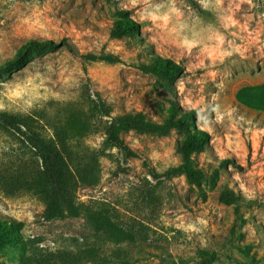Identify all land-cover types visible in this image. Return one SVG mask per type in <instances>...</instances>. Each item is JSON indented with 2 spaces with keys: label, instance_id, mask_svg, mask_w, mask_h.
I'll list each match as a JSON object with an SVG mask.
<instances>
[{
  "label": "rangeland",
  "instance_id": "obj_1",
  "mask_svg": "<svg viewBox=\"0 0 264 264\" xmlns=\"http://www.w3.org/2000/svg\"><path fill=\"white\" fill-rule=\"evenodd\" d=\"M116 9L141 24L139 41L110 38ZM30 39L61 47L0 76V113L33 118L47 136L56 125L83 122L86 129L68 139L83 214L47 222L41 198L0 186V217L24 222L30 247L0 246V264H53L60 253L83 255L82 264H264V113L253 107L264 105V86L252 87L264 83V0H0V63ZM89 54L121 62H89ZM150 56L185 66L175 95L136 68ZM95 93L114 117L143 112L161 121L171 100L197 109V127L212 138L195 157L202 183L151 177L181 164L184 137L175 131L125 133L136 158L107 147L109 119L87 114ZM33 153L18 133L0 128V176L17 166L26 178ZM227 189L245 197L239 215L220 201ZM94 216L131 239L111 240L92 226Z\"/></svg>",
  "mask_w": 264,
  "mask_h": 264
},
{
  "label": "trees",
  "instance_id": "obj_2",
  "mask_svg": "<svg viewBox=\"0 0 264 264\" xmlns=\"http://www.w3.org/2000/svg\"><path fill=\"white\" fill-rule=\"evenodd\" d=\"M141 24L131 18L130 11L116 9L113 19L110 38L130 39L139 41ZM61 47L60 43L50 40L30 39L22 43L15 54L0 63V76L20 71L26 68L37 57L55 52ZM89 62H106L117 64L120 61L113 55L84 56ZM136 68L145 75L152 76L161 82L170 94H176V84L180 78L187 74L185 66L171 59L159 56H150L146 61H141ZM88 98V118L90 120H103L108 118L105 125V144L111 149H116L127 158H136L139 155L125 142L123 135L134 132L157 138L169 136L177 132L184 138L178 143L177 153L180 155L181 164L168 168L163 173L150 170V175L155 181H171L184 177L191 185L199 186L206 176L204 169L200 168L195 157L211 149V135L197 127L199 111L186 110L180 104L171 100L169 107L161 117V121H153L143 112H130L112 116L111 107L102 99L99 93ZM85 125L79 119L69 120L65 126L56 125L54 135L47 136L37 127L33 118L14 116L0 113V128L14 131L19 134L23 142L29 146L33 153L35 167L28 173L20 171L21 167L10 166L13 174L0 176V186L25 188L38 196L45 203L44 219L47 222L78 218L83 214L81 205L76 201V181L71 171L72 161L68 139L73 131L81 130ZM17 165V164H16ZM23 179V181H21ZM13 181L10 182V181ZM220 201L228 206H233L236 215L244 206L245 197L232 190H225L220 195ZM248 204V203H247ZM250 205V204H248ZM92 226L97 231L103 232L111 240L117 242L131 239L125 231L105 217H89ZM25 223L18 220L0 217V246L18 247L26 251L28 242L24 239L22 231ZM206 254V253H204ZM83 255L60 253L51 256L49 261L53 264H82ZM47 260V259H46ZM46 261H44L45 263ZM91 264H111L105 260Z\"/></svg>",
  "mask_w": 264,
  "mask_h": 264
},
{
  "label": "crops",
  "instance_id": "obj_3",
  "mask_svg": "<svg viewBox=\"0 0 264 264\" xmlns=\"http://www.w3.org/2000/svg\"><path fill=\"white\" fill-rule=\"evenodd\" d=\"M263 86H264V83H262V84H258V85H254V86H252V87L258 91L259 89L263 88ZM263 91H264V90H263ZM238 100H239L242 104H244L239 98H238ZM244 105H245V104H244ZM253 107L256 108L255 110H258V111L264 113V105H262L261 107H259V106L255 107V105H254ZM254 108H253V109H254Z\"/></svg>",
  "mask_w": 264,
  "mask_h": 264
}]
</instances>
